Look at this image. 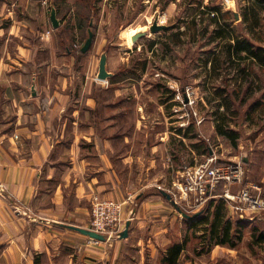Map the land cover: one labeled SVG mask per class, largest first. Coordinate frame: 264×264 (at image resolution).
<instances>
[{
	"label": "crops",
	"instance_id": "0c3cea01",
	"mask_svg": "<svg viewBox=\"0 0 264 264\" xmlns=\"http://www.w3.org/2000/svg\"><path fill=\"white\" fill-rule=\"evenodd\" d=\"M42 1L0 0V264H165V249L179 243L180 227L191 219L183 217L159 188L169 174L167 169L161 173L170 161L162 151L165 137L160 135L157 142L139 134L144 129L140 125L144 114L139 109L133 126L116 119L125 114L121 87L107 86L112 100L100 103L92 92L98 62L94 77L83 73L81 89L75 93L72 68L78 63L77 53L84 54L82 42L75 55L64 45L61 56L58 38L49 42L51 32L43 19L49 11L47 21L51 23V7L47 9ZM251 45L246 47L254 50ZM258 45L254 51L258 54L261 49L264 56V47ZM235 47L229 53L251 58L253 65L264 70V63ZM192 61L188 58V69ZM251 79L260 84L255 96L244 102L242 127L249 116L258 111L264 114V78ZM191 86L198 94L197 87ZM262 147L256 151L251 147L244 167L247 181L258 185L264 199ZM221 192L217 186L209 198L222 199ZM97 199L123 203V229L129 222L126 237L95 240L68 227L88 228L91 205ZM223 202L226 219L233 222L237 216L232 204ZM252 221L248 243L264 247L251 243L250 236L253 228L264 232V214ZM188 244L178 264L193 254ZM235 254L236 264L247 258L250 264H264L254 259L255 254L236 249Z\"/></svg>",
	"mask_w": 264,
	"mask_h": 264
},
{
	"label": "rangeland",
	"instance_id": "374dc122",
	"mask_svg": "<svg viewBox=\"0 0 264 264\" xmlns=\"http://www.w3.org/2000/svg\"><path fill=\"white\" fill-rule=\"evenodd\" d=\"M42 4L47 9L53 7L60 19L61 26L55 29L47 21L49 11L43 20L45 28L51 32L49 42L58 38L62 57L64 45L76 54L87 35L89 22H93L96 40L83 55L77 53L78 63L72 68L75 93L78 95L81 89L83 73L94 77L99 55L107 48V70L114 77L98 79L92 89L93 95H98L102 103L111 99L112 90L107 89L110 90L107 94V86L121 87V97L126 99L121 105L125 114L116 119L133 126L137 123L136 110L139 109L144 114L140 121L144 129L138 131L139 134L157 142L160 135L165 137L162 151L170 161L167 160L169 163L161 173L164 175L167 169L169 174L165 175L160 189L172 191L180 175L176 170L182 171L184 165H196L210 152L221 161H236L244 155L248 158L251 147L254 151L263 148L264 114L258 111L249 116L245 127L241 120L244 102L255 96L254 91L260 84L251 78H264V70L253 65L251 58H237L229 50H234L235 45L244 48L253 44L254 50L257 44L264 47V3L258 0H44ZM154 19L171 27L151 33L149 25ZM138 32L143 35L131 40ZM188 58L193 60L189 69ZM240 68L245 72L240 73ZM186 84L197 87L198 94L194 104L185 107L176 95ZM245 90L249 91L247 96ZM172 91L175 93H170ZM131 133L136 132L132 129ZM158 181L161 183L160 179ZM222 202L219 197L208 198L202 217H192L188 224L182 223L188 226V231L185 225L180 227L178 242L188 241L187 248L193 254L180 264H236L235 249L241 254H255L254 259L264 261V247L248 243L252 220L243 221L242 226L232 230L236 247L208 239L210 221L218 207L226 218ZM177 205L185 214L198 212H191L182 202ZM237 221L235 217L233 225ZM229 246L235 249L229 251ZM195 252L202 253L196 255ZM251 261L247 258L243 264Z\"/></svg>",
	"mask_w": 264,
	"mask_h": 264
},
{
	"label": "built area",
	"instance_id": "2783aa9c",
	"mask_svg": "<svg viewBox=\"0 0 264 264\" xmlns=\"http://www.w3.org/2000/svg\"><path fill=\"white\" fill-rule=\"evenodd\" d=\"M196 91L191 85L183 86L176 95L183 106L195 102ZM169 191L172 200L182 202L186 208L201 211L210 191L222 187L220 197L231 202L233 213L240 220H252L264 214V199L258 185L247 181L241 160L221 161L210 152L201 162L185 166ZM236 187L235 191L231 187ZM89 229L104 235L106 239L118 237L124 225L123 203L114 200H95L91 205Z\"/></svg>",
	"mask_w": 264,
	"mask_h": 264
},
{
	"label": "trees",
	"instance_id": "16d2710c",
	"mask_svg": "<svg viewBox=\"0 0 264 264\" xmlns=\"http://www.w3.org/2000/svg\"><path fill=\"white\" fill-rule=\"evenodd\" d=\"M262 3H264V0H258ZM241 49H245L246 53L248 55L253 56L255 59H258L259 61H261V63H264V56H262L260 53H256L254 50H250L249 47H244ZM238 49L235 50V52H237ZM259 51V50H258ZM181 132V130L179 129V133ZM218 132L220 133H225L221 130H218ZM202 212V211H201ZM201 212H199L196 216V218L198 217H202L203 214H201ZM239 221H237V223H235V225H233V222L226 219L223 214H221V208L218 207L216 209V211L213 213V218L210 221L211 227H210V233L208 236V239H215L216 240V244H228L230 246H234L235 242L232 239V230L235 227H239L242 226L243 224V220L238 219ZM251 243H256V244H264V232L260 231L256 228H253L251 231ZM239 237V236H238ZM185 243L186 242H182V243H175L173 245H171L170 247H168L166 249V256L163 259V262L165 264H178L179 261V256L180 253L184 250L185 248ZM196 255H200L202 252H195Z\"/></svg>",
	"mask_w": 264,
	"mask_h": 264
},
{
	"label": "water",
	"instance_id": "95a60500",
	"mask_svg": "<svg viewBox=\"0 0 264 264\" xmlns=\"http://www.w3.org/2000/svg\"><path fill=\"white\" fill-rule=\"evenodd\" d=\"M50 20L52 23V26L54 28H56L59 24L58 19L56 17V11L55 9L52 7L50 10ZM92 25L93 22L90 21L89 22V27L87 28V35L85 37V39L83 40L81 46H80V51L82 53H85L90 45L93 42L94 39V32L92 29ZM171 26L170 25H166V24H160L158 23L157 19H154L153 22L149 25V31L151 33L157 32V31H161V30H166L169 29ZM143 35V33L138 32L137 34H134L133 36H131V40L134 41V39L141 37ZM107 48H105L99 55V61H98V70H97V74H96V78L99 80H107L110 76L113 75L112 72L107 70ZM33 89H34V82H33ZM246 161V155H244L243 157V162ZM163 196H165V198H167L169 201H171V203L176 207V209L178 210V212L185 218H192L194 216H196L199 212L188 215L185 214L184 212L181 211V209L179 208V206L177 205V203L172 200L170 194L168 192H163ZM70 229H73L81 234L87 235L90 238H93L95 240H105V237L103 234L89 229V228H83V227H78V226H68ZM128 227H129V222L127 221L125 224V228L121 231V233L119 234L118 238H124L127 236L128 234Z\"/></svg>",
	"mask_w": 264,
	"mask_h": 264
}]
</instances>
